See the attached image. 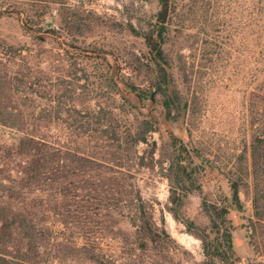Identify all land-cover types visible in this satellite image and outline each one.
Returning <instances> with one entry per match:
<instances>
[{
    "label": "trees",
    "instance_id": "trees-1",
    "mask_svg": "<svg viewBox=\"0 0 264 264\" xmlns=\"http://www.w3.org/2000/svg\"><path fill=\"white\" fill-rule=\"evenodd\" d=\"M24 2L20 8L4 7L0 18L22 13L23 27L43 44L52 39L51 34H63L55 28L42 30L47 5L35 8L28 0ZM244 2L245 38H253L259 53L257 84L249 97L256 129L250 160L246 147L236 161L234 157L209 161L210 169L226 170L230 196L203 197L201 206L208 225L183 218L188 232L201 241V264H242L245 256L239 253L236 234L243 227L254 234L257 255L264 257V0ZM178 8L177 0H159L148 27L129 26L131 34L146 45L145 63L157 88L141 89L103 67L94 74L82 69L85 82L90 85L94 77L99 83L97 96L107 98L112 106L98 104V111L83 108L85 99L79 95L67 96L60 77L54 82L40 73L42 65L49 64L47 58L40 59L44 52L38 53L35 63V57L23 54V48L0 38V264H117L104 241L123 233L119 227L123 221L133 227L132 243L137 250H170L173 239L164 220L161 224L156 220L154 203L143 196L132 169L147 166L139 153L140 144L154 142L152 159L157 149L153 134L159 131L161 119L140 110L145 102L160 105V116L167 122L184 118L188 108L175 83L167 49L169 25ZM253 22L255 28L251 29ZM94 24L69 18L61 29L79 40L87 37ZM99 50L84 47L77 55L87 62L106 60ZM6 129L14 132L10 140L3 133ZM171 141L174 153L160 162L167 163V208L181 220L185 198L201 192L207 163L196 161L198 151L191 150L173 131ZM251 190L252 213L247 215L241 192Z\"/></svg>",
    "mask_w": 264,
    "mask_h": 264
},
{
    "label": "rangeland",
    "instance_id": "rangeland-1",
    "mask_svg": "<svg viewBox=\"0 0 264 264\" xmlns=\"http://www.w3.org/2000/svg\"><path fill=\"white\" fill-rule=\"evenodd\" d=\"M24 1L0 0V10L9 6L20 8L26 3ZM28 1L35 8L48 6L45 20L40 25L43 31L55 28L63 34H51L52 39L43 44L23 27L24 15L14 12L0 18V38L16 48H23V54L34 56L35 63L39 61L38 53L44 52L40 59L47 58L49 64L42 65L44 70L40 73L52 77L54 82L60 77L59 83L67 96L79 95L85 99L81 104L83 108L98 111V104L105 108L112 106L107 98L97 96L99 83L94 77H91L90 85L85 82L82 69L94 74L103 67L114 70L116 78L133 82L141 89L158 87L145 63L148 56L146 45L141 37L131 34L129 26L133 24L137 29L148 27L159 9V0ZM177 3L179 8L169 25L167 49L172 58L175 83L188 101V108L184 118L167 122L160 116L163 113L160 105L145 102L146 106L140 110L161 119L159 131L153 134L157 149L152 159L154 142L140 144L139 153L145 156L147 166L136 165L132 169L143 196L154 203L156 220L160 224L164 220V226L173 239L172 247L161 253L137 250L132 243L133 227L128 221H123L119 226L123 233L104 241L117 264H201L204 260L201 241L188 232L183 218L191 219L199 226H207L209 221L201 206L203 197L230 196L224 175L226 170L210 169L209 161L228 157H234L236 161L246 147L245 154L249 160L251 157V140L256 126L251 122L249 97L257 84L259 53L253 38L248 41L245 38V2L177 0ZM68 17L71 20L82 18L95 24L86 38L74 39L61 29ZM254 28L253 22L251 29ZM77 47L102 49L99 53L106 56V60H81L77 55L81 49ZM121 87L124 89L123 84ZM172 131L183 138L191 150L198 151L196 155H200V159L196 157V161L204 159L207 163L201 179V192L194 191L185 198L181 220L167 208L170 189L164 168L167 163L162 165L160 162L174 153ZM3 133L8 140L14 134L9 129ZM241 199L246 214L251 215L252 190L247 194L242 191ZM242 223L247 224L248 221ZM253 235L245 227L236 234L240 243L239 253L245 256L242 264H264V257L257 255L258 243Z\"/></svg>",
    "mask_w": 264,
    "mask_h": 264
}]
</instances>
